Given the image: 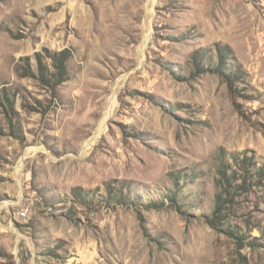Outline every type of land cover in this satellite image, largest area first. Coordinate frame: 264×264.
<instances>
[{"label":"rangeland","instance_id":"obj_1","mask_svg":"<svg viewBox=\"0 0 264 264\" xmlns=\"http://www.w3.org/2000/svg\"><path fill=\"white\" fill-rule=\"evenodd\" d=\"M0 264H264V0H0Z\"/></svg>","mask_w":264,"mask_h":264},{"label":"trees","instance_id":"obj_2","mask_svg":"<svg viewBox=\"0 0 264 264\" xmlns=\"http://www.w3.org/2000/svg\"><path fill=\"white\" fill-rule=\"evenodd\" d=\"M47 57L49 59L52 60L53 62V66L55 69V73L52 74L50 77L46 76V70H44V65L42 62V58L39 56V65H40V75L43 77V80L45 79L47 82V85H51L53 87H55L56 85H60L64 82H66L69 79V72H68V66L67 63L71 58V53L69 50H63L61 52H47ZM225 62L224 60H220L219 65L215 68L217 72H224L225 71ZM196 70H204V67H202L200 64H196ZM46 77L49 79L47 80ZM53 84V85H52ZM247 180V179H246ZM230 185V184H229ZM118 196H113V195H109L106 200H110V201H115V203H119L120 205L126 203L123 198H121L119 196V194H117ZM170 202L171 204H173V206L176 208L178 207L177 205V196L176 194H174L173 196H171L170 198ZM221 202L223 201L222 198L220 197ZM221 202H218L217 205L220 207L221 206ZM165 203H162L161 206H158V204H150V207H163L165 206ZM221 213V211L219 212ZM216 220L218 219V216L216 217ZM232 233V232H231Z\"/></svg>","mask_w":264,"mask_h":264},{"label":"built area","instance_id":"obj_3","mask_svg":"<svg viewBox=\"0 0 264 264\" xmlns=\"http://www.w3.org/2000/svg\"><path fill=\"white\" fill-rule=\"evenodd\" d=\"M19 215L25 217V212H20Z\"/></svg>","mask_w":264,"mask_h":264},{"label":"bare ground","instance_id":"obj_4","mask_svg":"<svg viewBox=\"0 0 264 264\" xmlns=\"http://www.w3.org/2000/svg\"><path fill=\"white\" fill-rule=\"evenodd\" d=\"M25 216H26V213H25Z\"/></svg>","mask_w":264,"mask_h":264}]
</instances>
